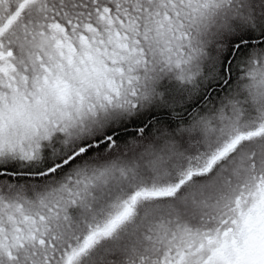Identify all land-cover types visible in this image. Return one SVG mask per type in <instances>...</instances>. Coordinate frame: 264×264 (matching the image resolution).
I'll return each mask as SVG.
<instances>
[{"label": "snow or ice", "instance_id": "6c2138e0", "mask_svg": "<svg viewBox=\"0 0 264 264\" xmlns=\"http://www.w3.org/2000/svg\"><path fill=\"white\" fill-rule=\"evenodd\" d=\"M0 264H264V0H0Z\"/></svg>", "mask_w": 264, "mask_h": 264}]
</instances>
